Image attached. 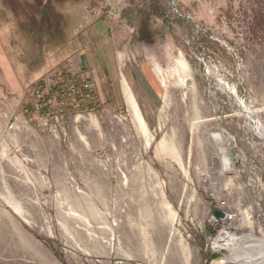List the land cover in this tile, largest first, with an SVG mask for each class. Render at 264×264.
<instances>
[{
    "label": "rangeland",
    "instance_id": "obj_1",
    "mask_svg": "<svg viewBox=\"0 0 264 264\" xmlns=\"http://www.w3.org/2000/svg\"><path fill=\"white\" fill-rule=\"evenodd\" d=\"M251 110L264 128V0H0V197L39 257L264 261Z\"/></svg>",
    "mask_w": 264,
    "mask_h": 264
},
{
    "label": "crops",
    "instance_id": "obj_2",
    "mask_svg": "<svg viewBox=\"0 0 264 264\" xmlns=\"http://www.w3.org/2000/svg\"><path fill=\"white\" fill-rule=\"evenodd\" d=\"M14 207L13 201L12 206L5 205L3 197H0V254L14 257L13 264H55L51 258L37 256L35 238L17 219L29 215L21 209L18 212Z\"/></svg>",
    "mask_w": 264,
    "mask_h": 264
},
{
    "label": "bare ground",
    "instance_id": "obj_3",
    "mask_svg": "<svg viewBox=\"0 0 264 264\" xmlns=\"http://www.w3.org/2000/svg\"><path fill=\"white\" fill-rule=\"evenodd\" d=\"M236 95V94H235ZM134 98L132 97V94H128V98H127V102L131 105V107H133V109L135 110L136 109V106H135V102L133 100ZM238 99V98H237ZM240 105L242 106L243 104L241 102H239ZM251 109V108H250ZM250 111V110H249ZM250 113V115L252 116L253 120L255 121V124H256V132L257 134L264 139V128L263 126L261 125V122L259 121L256 113L254 111L251 110V112H248ZM251 118V119H252ZM216 140L218 142H220L222 140L221 136H217ZM225 164H226V167L230 165V160L228 158H225ZM228 219V217L226 218V220ZM175 220V219H174ZM174 225V224H173ZM176 229V228H175ZM226 230V229H225ZM234 230L235 232L237 231V229L235 228H229L228 227V230L225 231V232H222L221 235L217 238L216 240V244H215V249L217 251H221V250H230V251H234L235 250V243H236V240L237 238L235 237L236 235L234 233H231V231ZM130 231V230H128ZM175 234L174 232V229L172 228L171 230V238L173 237V235ZM141 235V234H140ZM135 229H131L130 231V239H131V243L133 244H138L140 243V240H141V236H140ZM140 245V244H138ZM245 255V254H244ZM226 260H224L225 262ZM223 262V261H222ZM223 262V263H224ZM226 264V263H225ZM236 264H264V261H257L256 260H253L251 258H249L248 256L243 258V259H238L236 260Z\"/></svg>",
    "mask_w": 264,
    "mask_h": 264
},
{
    "label": "water",
    "instance_id": "obj_4",
    "mask_svg": "<svg viewBox=\"0 0 264 264\" xmlns=\"http://www.w3.org/2000/svg\"><path fill=\"white\" fill-rule=\"evenodd\" d=\"M214 214H215V217H217L218 219H223L226 213H223L221 211H216Z\"/></svg>",
    "mask_w": 264,
    "mask_h": 264
},
{
    "label": "built area",
    "instance_id": "obj_5",
    "mask_svg": "<svg viewBox=\"0 0 264 264\" xmlns=\"http://www.w3.org/2000/svg\"><path fill=\"white\" fill-rule=\"evenodd\" d=\"M216 220V219H215ZM216 222H218V220H216Z\"/></svg>",
    "mask_w": 264,
    "mask_h": 264
}]
</instances>
